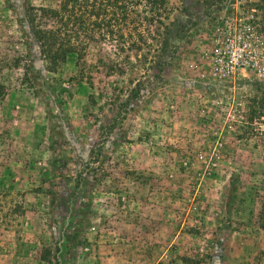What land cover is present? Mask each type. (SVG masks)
<instances>
[{
  "label": "rangeland",
  "instance_id": "374dc122",
  "mask_svg": "<svg viewBox=\"0 0 264 264\" xmlns=\"http://www.w3.org/2000/svg\"><path fill=\"white\" fill-rule=\"evenodd\" d=\"M59 3L0 0V264H264V0H169L125 75L108 48L47 69L27 11ZM225 30L255 57L233 82Z\"/></svg>",
  "mask_w": 264,
  "mask_h": 264
},
{
  "label": "trees",
  "instance_id": "16d2710c",
  "mask_svg": "<svg viewBox=\"0 0 264 264\" xmlns=\"http://www.w3.org/2000/svg\"><path fill=\"white\" fill-rule=\"evenodd\" d=\"M168 1L60 0L56 9L30 6L26 27L50 72L69 55L81 58L91 48H108L106 54L119 61L105 58L108 64H103L102 59L98 63L109 74L125 75L136 66L137 70L144 69L151 43L159 42L165 48V40L158 32L168 19ZM49 256V250H43L40 260L51 264Z\"/></svg>",
  "mask_w": 264,
  "mask_h": 264
},
{
  "label": "built area",
  "instance_id": "2783aa9c",
  "mask_svg": "<svg viewBox=\"0 0 264 264\" xmlns=\"http://www.w3.org/2000/svg\"><path fill=\"white\" fill-rule=\"evenodd\" d=\"M249 42L235 30L223 31L209 51V62L206 70L209 79L217 82H233L253 65L254 56L248 51Z\"/></svg>",
  "mask_w": 264,
  "mask_h": 264
}]
</instances>
